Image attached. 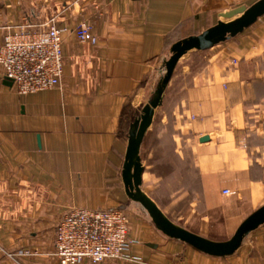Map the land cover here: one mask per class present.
Here are the masks:
<instances>
[{"label":"crops","instance_id":"obj_1","mask_svg":"<svg viewBox=\"0 0 264 264\" xmlns=\"http://www.w3.org/2000/svg\"><path fill=\"white\" fill-rule=\"evenodd\" d=\"M255 1L0 0V42L6 26L52 20L73 57L58 85L35 92L0 70V264H61L55 227L75 207L123 208L133 239L120 258L77 264H264V224L233 254L211 255L159 230L122 179L129 125L172 44ZM81 23L94 44L77 40ZM156 112L142 190L187 230L228 239L264 204V14L183 65Z\"/></svg>","mask_w":264,"mask_h":264},{"label":"built area","instance_id":"obj_2","mask_svg":"<svg viewBox=\"0 0 264 264\" xmlns=\"http://www.w3.org/2000/svg\"><path fill=\"white\" fill-rule=\"evenodd\" d=\"M75 35L85 45L96 42L89 24H78ZM67 60L73 57L64 56L61 29L52 20L33 27L6 26L0 42V70L5 78L12 80L17 92L55 87ZM132 243L128 214L121 207H75L57 222L53 240L61 264L120 258L130 250Z\"/></svg>","mask_w":264,"mask_h":264},{"label":"water","instance_id":"obj_3","mask_svg":"<svg viewBox=\"0 0 264 264\" xmlns=\"http://www.w3.org/2000/svg\"><path fill=\"white\" fill-rule=\"evenodd\" d=\"M230 17L221 19L203 31L183 37L171 46V53L164 61L163 75L152 89L140 113L128 129V140L122 165V179L126 194L140 203L150 215L155 226L170 237L180 239L197 249L215 256L233 254L245 237L264 224V204L249 213L226 240L216 241L187 230L163 213L157 203L141 188L142 173L148 144L157 118V107L162 103L165 89L171 77L183 65L194 61L201 52L213 45L237 35L264 14V0H256L249 6L240 5L229 10ZM207 135L200 138L208 141Z\"/></svg>","mask_w":264,"mask_h":264},{"label":"rangeland","instance_id":"obj_4","mask_svg":"<svg viewBox=\"0 0 264 264\" xmlns=\"http://www.w3.org/2000/svg\"><path fill=\"white\" fill-rule=\"evenodd\" d=\"M163 72H164V70H163ZM163 72L161 73V75L159 76V78L163 75ZM154 84H155V86L157 85V83H154ZM171 131H172V128L169 125H167L165 127V132L163 134V141L165 142L164 144H166V146H168V147H170L172 145V141H171Z\"/></svg>","mask_w":264,"mask_h":264}]
</instances>
